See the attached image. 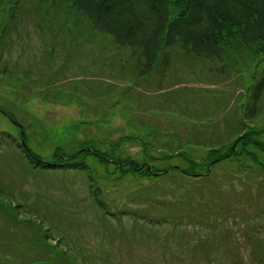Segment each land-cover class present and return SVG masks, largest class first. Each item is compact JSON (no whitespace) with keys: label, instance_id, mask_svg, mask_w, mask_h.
Here are the masks:
<instances>
[{"label":"rangeland","instance_id":"1","mask_svg":"<svg viewBox=\"0 0 264 264\" xmlns=\"http://www.w3.org/2000/svg\"><path fill=\"white\" fill-rule=\"evenodd\" d=\"M17 2L0 13V264H264V155L223 159L206 180L172 169L264 127V104L243 118L258 46L232 41L221 61L177 46L138 79L131 50L71 2ZM24 146L173 171L93 155L84 171L33 167Z\"/></svg>","mask_w":264,"mask_h":264},{"label":"trees","instance_id":"2","mask_svg":"<svg viewBox=\"0 0 264 264\" xmlns=\"http://www.w3.org/2000/svg\"><path fill=\"white\" fill-rule=\"evenodd\" d=\"M65 1L82 11L96 32L131 50L135 60L133 74L138 79L150 78L158 68L166 70L170 65L171 51L177 46L193 57L221 61L230 42L255 44L258 46L256 53H262L264 60V0ZM18 4L17 0H0V13L6 7L7 10H15ZM248 91L243 118L252 121L264 104V67ZM241 123L246 126L243 120ZM262 135L264 136V127H249L244 133L238 134L227 148L208 149L207 162L204 164L185 158L187 168L172 169L192 177L191 179L206 180L211 167L223 159L239 161L242 157H247L257 162L256 152L264 155V138L260 139ZM24 152L33 167H62L84 171L88 169L86 156L93 155L103 162L112 161L117 168L126 166L124 171L152 178L173 171L157 170L149 165L148 168L145 164L139 169L141 165H136L129 159L114 161L101 151L84 147L76 155H65L56 150L51 162H44L25 146ZM211 156L214 158L211 159ZM259 164L260 170L264 171V161ZM202 170H205V174L199 173ZM151 171L159 174H152Z\"/></svg>","mask_w":264,"mask_h":264},{"label":"water","instance_id":"3","mask_svg":"<svg viewBox=\"0 0 264 264\" xmlns=\"http://www.w3.org/2000/svg\"><path fill=\"white\" fill-rule=\"evenodd\" d=\"M21 142L23 143V140Z\"/></svg>","mask_w":264,"mask_h":264}]
</instances>
